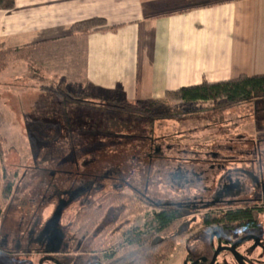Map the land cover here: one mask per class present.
Masks as SVG:
<instances>
[{
    "label": "rangeland",
    "instance_id": "rangeland-1",
    "mask_svg": "<svg viewBox=\"0 0 264 264\" xmlns=\"http://www.w3.org/2000/svg\"><path fill=\"white\" fill-rule=\"evenodd\" d=\"M73 38L59 44L48 43L32 51L34 65L41 68L37 72L40 80L33 78L24 61L10 64L0 76V124L7 141L3 164L0 162V175L3 165L13 177L9 178L12 183L10 193L4 191L0 178V240L6 237L11 244V240L25 230L27 217L31 218L39 209L43 210L44 216L52 211L53 201H46L40 207L43 197L48 199L55 193L86 186V182H92L95 170L103 174L116 168L111 171L113 174L110 173L109 180H97L100 186L92 183L90 194L96 195L94 199L117 190L129 194L130 190L115 187L123 181L163 203L195 201L197 205L200 200L203 204L209 201L210 194L217 190L220 178L229 177L227 181L238 178L245 182L240 172L253 170L252 174H261L264 179L263 104H249L225 113L222 125H213L209 112H200L188 114L181 121L147 117L132 121L127 119L117 128L108 123L98 127L95 119H105L103 113L89 105L70 102L57 91L56 85L60 82L71 92L79 91L73 83L77 59V38ZM169 102L148 107L152 113L177 107L190 111L196 108ZM103 128L112 130H106V136L94 134L97 129ZM160 146L163 147L162 153L156 154L155 150ZM165 147L172 151L171 154L164 150ZM213 152L231 163H223L224 169L211 167L209 156ZM177 157L201 161L176 162ZM258 164L260 173L257 171ZM126 165L129 170L119 173L118 167ZM182 166L189 172L188 179L192 185L180 189L176 185L178 178L175 174ZM248 186L249 183H245L246 194L251 193L254 199L258 198L259 195ZM142 212L140 220L136 224L133 222L135 225H143L151 209ZM203 216L202 212L183 213L182 219L189 221L190 228H193L190 240L186 243V237L175 244L173 253L163 264H182L183 260L212 255L222 244L213 233L228 240H235L244 234L234 227L225 229L221 225H205L202 223ZM257 224L260 228L253 231V235L264 240V217H257ZM261 248L264 249L262 241L248 263L264 264ZM39 258L0 252V264H40ZM217 264H230V260L222 254Z\"/></svg>",
    "mask_w": 264,
    "mask_h": 264
},
{
    "label": "crops",
    "instance_id": "crops-1",
    "mask_svg": "<svg viewBox=\"0 0 264 264\" xmlns=\"http://www.w3.org/2000/svg\"><path fill=\"white\" fill-rule=\"evenodd\" d=\"M14 3L0 11V45L6 48L68 42L73 24L94 18L115 27L76 43L73 83L78 90L88 84L101 99L120 88L130 103L160 105L166 92L264 75V0Z\"/></svg>",
    "mask_w": 264,
    "mask_h": 264
},
{
    "label": "flooded vegetation",
    "instance_id": "flooded-vegetation-1",
    "mask_svg": "<svg viewBox=\"0 0 264 264\" xmlns=\"http://www.w3.org/2000/svg\"><path fill=\"white\" fill-rule=\"evenodd\" d=\"M216 154L213 152L211 155L213 158L210 160L211 167L224 169L222 165L228 161L218 159ZM252 171L240 172L245 182H241L238 178L229 181H227L229 177L223 180L220 178L217 190L210 194L209 201L203 204L200 200L198 205L195 201L163 203L157 198L149 197L135 186L131 187L133 192L129 194H104L94 199L95 194H90L93 182H86V186L80 185L70 191L55 193L48 199L43 197L40 207L46 201H53L52 211L44 216L43 210L39 209L31 218L27 217L25 230L17 234L15 240H11V244L6 237L0 240V252L37 256L40 257V264H108L109 260L125 247L140 244L143 240H152L156 236V231L148 226L146 221L153 213H157L159 207L175 208L182 213L194 211L200 214L202 212L204 216L226 213L229 210L219 209L218 207L221 206H233L235 211H237L236 208H248L251 215H258L261 209L264 214V179L261 174L260 176L252 174ZM257 171L260 173L259 164ZM175 175L178 178L176 185L180 189L185 188L186 185H192L188 179L189 172L184 166ZM247 182L248 189L255 191L259 195L258 198L254 199L251 193L246 194L244 187ZM115 199L118 203L113 202ZM143 204L144 207H150L151 212L145 216L143 225H135L143 213ZM207 207L212 208L207 211ZM221 226L225 229L237 228L244 234L235 240H228L226 237L213 233L222 242L214 253L207 257L183 260L182 264H211L213 259V264H217L222 254L227 256L230 264H250L248 262L249 258L253 257V251L259 247L261 241L264 242L253 235V231L260 228L259 224L235 222ZM186 237H188L185 241L187 243L190 237L189 235ZM217 250L219 252L215 256ZM260 250L264 251L263 248Z\"/></svg>",
    "mask_w": 264,
    "mask_h": 264
},
{
    "label": "trees",
    "instance_id": "trees-1",
    "mask_svg": "<svg viewBox=\"0 0 264 264\" xmlns=\"http://www.w3.org/2000/svg\"><path fill=\"white\" fill-rule=\"evenodd\" d=\"M14 5V0H0V11H10L14 8ZM114 29L115 27H109L104 19L94 18L73 24L70 29V35L71 37L80 38L94 32L113 31ZM47 43L48 42H39L37 44H29L17 48H6L1 44L0 76L10 64L24 61L27 64V68L31 70L33 78H39L37 72L39 73L41 68H37L34 65V62L31 59L32 51L41 46H45ZM40 79L41 77L38 80ZM56 86L58 94H62V96L67 98L70 102L79 105L86 104L92 107L95 111L103 113L105 119H95V124L98 125V127L102 126L103 123H108L110 126L117 128L118 125H121L122 123L124 124V121H128L127 119H131L132 121L136 118L141 119L147 117H152L155 120L177 119L181 121L180 119L187 118L188 114L196 115L200 112H209L210 119L214 121L213 125H222V123L225 122L223 120L225 113L231 110L241 108L245 105L257 103H261L264 106V75L252 77L241 75L234 80L217 83L203 82L197 86L184 87L173 92H166L164 95L165 101L173 102L182 107L196 106V108L190 111L177 107L172 110L158 113H152L151 109L148 107L149 105L143 104L141 102L130 103L126 101L121 95L120 88L115 90L114 95L101 99L99 96L93 95L89 91L88 84H85L83 90L74 92H71L70 89L66 88L63 82L58 83ZM205 104L208 105L206 107H200V105ZM1 129L2 125L0 126V162L3 164L2 161L4 160L6 154L7 141L6 137L1 132ZM103 129L105 132L102 131ZM103 129H97L94 134L97 136H106L108 135L106 130H112L106 128ZM114 138L118 141L120 140L118 136H114ZM162 148L161 146L156 148L155 153H162ZM164 150L167 151L168 148L165 147ZM167 152L171 154L172 151L168 150ZM216 156H218V154H216ZM209 157L211 158L210 160H213L212 156ZM194 160L198 159L177 157L175 161L194 162ZM1 167L2 170L0 178L3 183L2 186L5 192L10 193L12 186L10 179L13 177L7 173L6 168L3 165H1ZM114 169L116 170V168ZM118 169L117 170L119 173H125V171L129 170V167L126 165V167H118ZM115 170L109 169V172L106 171L103 174H99V172L95 170V173L92 174L93 184H97L98 179H102L103 181L109 180L111 175L110 173L113 174L111 171ZM119 173L116 175L119 176ZM120 177H123L122 174H120ZM122 182H119V186L115 185V187H123L124 189L126 188L133 192V190H131L130 184ZM117 191L118 192L116 193H122L119 190ZM113 202H117V200L115 199ZM142 206H144V204ZM147 208L150 207H143L142 211ZM211 208L207 207L206 209L209 211ZM218 208L221 210H229L226 213H219L216 215L214 214L215 216H213L212 219H209L211 214H205V216L202 218V223L205 225H230L235 222H250L256 224L257 217H264L261 209L259 210L258 215H251V211L248 208H236L237 211L234 210L233 206H221ZM182 218L183 213L176 210L175 208H157V213H153L146 221V224L156 231V236L152 240H143L140 244H133L130 247H125L123 250L119 251L118 254L114 256V258L110 259L108 264L165 263L173 253L175 244L179 243L193 231V228H190L189 221L183 220ZM82 224L86 225L85 222H82Z\"/></svg>",
    "mask_w": 264,
    "mask_h": 264
},
{
    "label": "water",
    "instance_id": "water-1",
    "mask_svg": "<svg viewBox=\"0 0 264 264\" xmlns=\"http://www.w3.org/2000/svg\"><path fill=\"white\" fill-rule=\"evenodd\" d=\"M218 252H219V250H217V251L215 252V256L218 254ZM213 262H214V259H213V261L211 262V264H213Z\"/></svg>",
    "mask_w": 264,
    "mask_h": 264
}]
</instances>
